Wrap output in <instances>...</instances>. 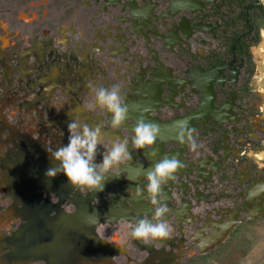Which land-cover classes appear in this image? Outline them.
Masks as SVG:
<instances>
[{"label":"flooded vegetation","instance_id":"obj_1","mask_svg":"<svg viewBox=\"0 0 264 264\" xmlns=\"http://www.w3.org/2000/svg\"><path fill=\"white\" fill-rule=\"evenodd\" d=\"M263 43L264 0H0V234L25 224L12 174L30 164V154L51 159L47 148L67 145L72 119L129 141L140 119L177 135L187 122L202 145L193 153L187 143H164L162 156L182 149L191 172L178 171L162 188L170 238H131L136 221L100 228L121 248L119 264H180V257L189 264L197 260L190 251L212 252L226 233L264 220ZM89 84L119 86L129 109L121 129H110L108 114L86 110ZM130 151L120 169L124 193L145 155L162 157L155 147ZM133 182L131 198L144 191L136 198L141 218H153L145 176ZM156 244H176L179 254L156 260L148 251Z\"/></svg>","mask_w":264,"mask_h":264},{"label":"water","instance_id":"obj_2","mask_svg":"<svg viewBox=\"0 0 264 264\" xmlns=\"http://www.w3.org/2000/svg\"><path fill=\"white\" fill-rule=\"evenodd\" d=\"M160 130L169 129L160 128ZM174 134L159 132L158 138L161 141L157 140L153 147L161 152V156L165 149L164 143L176 142L180 147H184V144L177 139V134ZM107 136L109 137L108 133ZM173 156L184 162L182 149L168 155L169 158ZM29 157L30 164L20 167L11 176L16 192L13 198L14 207L23 208L17 211L19 214L22 213L19 218L25 224L16 232L9 230V236L0 234V264H116L114 259L121 255L119 251L121 248L104 240L98 232L106 225L119 224L120 221L125 220L134 222L139 216L141 218V212H144L139 211L137 203L139 201L136 197L131 198L129 192L133 190L132 186L134 187L133 179L144 177L142 169H138L134 177L129 173L131 177L129 176L128 180L131 183L128 184L127 193L122 190L125 184L122 176L124 172H120L119 179L110 180L102 193H81L70 187L63 175H57L52 180L46 177L47 169L53 166V161L48 156L42 155L40 158L30 154ZM157 157L155 153L145 155L146 163L141 165L147 169L165 158L162 156L157 159ZM183 164L184 166L178 170L181 175L183 172L191 173L188 170L190 166L185 162ZM41 166L45 168L40 170ZM17 174L20 175L19 178L13 177ZM123 195L126 198L125 202L120 201ZM51 197L58 200L56 204L50 201ZM41 201L46 204L41 205ZM129 203L131 206H128ZM63 206L73 207L75 212L68 213ZM95 212L98 214V224L92 226L97 219ZM89 213L93 215L90 216ZM180 214L182 217L176 222L179 226L182 225L185 213L182 211ZM146 217L152 218L149 213ZM170 218L168 214L164 217L167 221ZM228 236L222 238L223 242ZM148 251L153 253L154 250L150 248ZM168 263L163 261V264Z\"/></svg>","mask_w":264,"mask_h":264},{"label":"clouds","instance_id":"obj_3","mask_svg":"<svg viewBox=\"0 0 264 264\" xmlns=\"http://www.w3.org/2000/svg\"><path fill=\"white\" fill-rule=\"evenodd\" d=\"M90 100L86 110L96 112L100 110L110 116L109 127L113 131L122 128L128 119V106L119 86L103 87L95 84L88 85ZM178 132L180 143H187L189 150L197 153L202 147L193 135L194 129L187 126V122ZM68 143L51 152L53 166L47 169L45 175L49 180L57 175H63L66 183L81 193H102L107 183L112 179H119L121 166L132 159V150L137 152H151L159 135V125L140 119L133 129L131 141L127 137H108L102 126L92 127L83 121L72 119L67 125ZM100 149H103L101 152ZM100 161L97 162V157ZM183 167L182 161L175 156L160 159L154 166L145 169V189L151 204L154 206L153 218H140L130 226L128 235L144 243H156L170 237L172 228L164 219L169 209L163 203L162 188L169 181L176 178V173ZM125 178V177H124ZM127 179V178H126ZM144 197V191L137 189L136 198ZM93 215V213H89ZM96 223L98 224V214Z\"/></svg>","mask_w":264,"mask_h":264},{"label":"rangeland","instance_id":"obj_4","mask_svg":"<svg viewBox=\"0 0 264 264\" xmlns=\"http://www.w3.org/2000/svg\"><path fill=\"white\" fill-rule=\"evenodd\" d=\"M259 52L264 57V43ZM259 156V159L263 160L260 163L264 166V156ZM224 241L220 248L212 252L207 251L202 254L198 249L195 252L190 251L191 257L197 260L188 261V263L207 264L208 261H213L216 264H264V220L259 223L254 222L236 234L230 232ZM114 261L119 264L116 258Z\"/></svg>","mask_w":264,"mask_h":264},{"label":"crops","instance_id":"obj_5","mask_svg":"<svg viewBox=\"0 0 264 264\" xmlns=\"http://www.w3.org/2000/svg\"><path fill=\"white\" fill-rule=\"evenodd\" d=\"M170 238V237H169ZM227 239V238H226ZM168 253H171L172 254V258L174 257L175 258V256H177L178 254H179V251H178V249H177V247H176V244L173 246V248L171 249L169 246L168 247H162L161 245H159V244H156V246H155V248H154V251H153V253H152V255H154L155 256V258H156V260H161V258L163 259H166L167 258V255H168ZM180 253H181V251H180ZM180 259H181V257H180ZM180 259H175V261L176 262H179L180 264L182 263L181 262V260ZM211 263H213V264H216V262H207V264H211Z\"/></svg>","mask_w":264,"mask_h":264}]
</instances>
